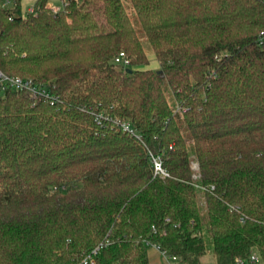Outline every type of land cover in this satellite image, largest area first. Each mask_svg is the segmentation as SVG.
I'll return each mask as SVG.
<instances>
[{"label": "trees", "instance_id": "16d2710c", "mask_svg": "<svg viewBox=\"0 0 264 264\" xmlns=\"http://www.w3.org/2000/svg\"><path fill=\"white\" fill-rule=\"evenodd\" d=\"M45 1L0 10V72L57 98L0 97V264H201L199 193L214 264H264V0H128L157 70L121 0Z\"/></svg>", "mask_w": 264, "mask_h": 264}, {"label": "built area", "instance_id": "2783aa9c", "mask_svg": "<svg viewBox=\"0 0 264 264\" xmlns=\"http://www.w3.org/2000/svg\"><path fill=\"white\" fill-rule=\"evenodd\" d=\"M38 1L40 0H0V10L12 13L20 4V11L22 15L35 14ZM77 1L78 0H46L44 3V9L55 17L64 11V9L67 8L72 2ZM24 2H28V4L23 6ZM9 19H11V17ZM113 61L115 65H128L127 58L123 52H120ZM7 90L21 92L33 103L38 101H47L51 104H54L57 102V98L52 93L49 85H37L30 79L11 77L0 72V93L3 95ZM91 115L97 125H102L105 122H109L120 128L123 132L129 135H135L131 126L127 122H122L116 118H110L108 115H104L101 112H92ZM150 157L153 164L154 173L162 177H166L167 174L161 167L160 160L156 157H153L152 155H150ZM101 247L102 245H99L94 248L90 254L86 255L81 260V264H94V258ZM161 254L168 260L174 262V264H178V260L176 258L167 257L163 252H161ZM235 264H263V262L257 253H252L246 259H236Z\"/></svg>", "mask_w": 264, "mask_h": 264}, {"label": "rangeland", "instance_id": "374dc122", "mask_svg": "<svg viewBox=\"0 0 264 264\" xmlns=\"http://www.w3.org/2000/svg\"><path fill=\"white\" fill-rule=\"evenodd\" d=\"M127 14L129 15L130 17V20H131V23H132V26L136 32V34L138 35V37L141 39L142 41V44H143V48H144V51L146 53V56H147V59L149 60V65L147 67V69H152V70H157L158 69V64L157 62L155 61L154 59V56L148 46V44L146 43V41L144 40V36H143V33H142V30H141V27L138 23V20L137 18L135 17L133 11H132V8L129 4V1L128 0H121ZM28 2H24L23 3V6L27 5ZM165 89H166V86H165ZM167 92V91H166ZM169 95V93H167ZM0 97H2V94L0 93ZM169 99H171L170 96H168ZM191 170L193 172V179H197V167L194 164H191ZM198 202L201 206V215H202V235H203V238L205 240V243H206V254L208 255H205L202 260H201V264H214V260L213 258L211 257V250H212V243L210 241V237H209V228H208V223H207V219H206V214H205V211H204V205H203V199H202V195L201 193L198 194ZM254 254H256L254 252ZM168 260V259H167ZM170 261V260H169ZM171 264H174V262L170 261Z\"/></svg>", "mask_w": 264, "mask_h": 264}, {"label": "crops", "instance_id": "0c3cea01", "mask_svg": "<svg viewBox=\"0 0 264 264\" xmlns=\"http://www.w3.org/2000/svg\"><path fill=\"white\" fill-rule=\"evenodd\" d=\"M202 258H201V260H202ZM147 259H148V264H171L170 261L167 260V258H165L161 254V252L155 247L149 248V250L147 252Z\"/></svg>", "mask_w": 264, "mask_h": 264}]
</instances>
